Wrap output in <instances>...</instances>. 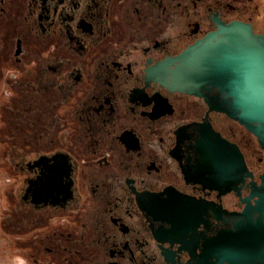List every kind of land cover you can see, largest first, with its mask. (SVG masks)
Returning <instances> with one entry per match:
<instances>
[{"label":"flooded vegetation","instance_id":"af4514ba","mask_svg":"<svg viewBox=\"0 0 264 264\" xmlns=\"http://www.w3.org/2000/svg\"><path fill=\"white\" fill-rule=\"evenodd\" d=\"M233 23L264 35V0H0L2 229L24 264H229L219 242L264 264V145L217 86L171 78Z\"/></svg>","mask_w":264,"mask_h":264},{"label":"water","instance_id":"95a60500","mask_svg":"<svg viewBox=\"0 0 264 264\" xmlns=\"http://www.w3.org/2000/svg\"><path fill=\"white\" fill-rule=\"evenodd\" d=\"M171 67L175 89L217 86L228 98L219 110L244 123L264 145V35L255 34L249 25L230 24L172 60ZM228 149L238 154L235 146ZM218 245L227 246L215 253L219 261L253 262L250 253L232 251V242Z\"/></svg>","mask_w":264,"mask_h":264},{"label":"rangeland","instance_id":"374dc122","mask_svg":"<svg viewBox=\"0 0 264 264\" xmlns=\"http://www.w3.org/2000/svg\"><path fill=\"white\" fill-rule=\"evenodd\" d=\"M0 158V264H24L22 259L8 247L9 239L2 229V207L4 204V188L9 176L2 172Z\"/></svg>","mask_w":264,"mask_h":264}]
</instances>
